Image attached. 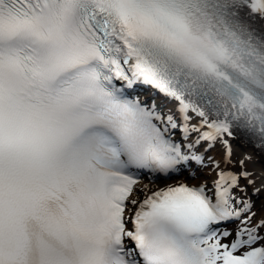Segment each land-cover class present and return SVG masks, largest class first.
Here are the masks:
<instances>
[{
    "label": "snow or ice",
    "instance_id": "snow-or-ice-1",
    "mask_svg": "<svg viewBox=\"0 0 264 264\" xmlns=\"http://www.w3.org/2000/svg\"><path fill=\"white\" fill-rule=\"evenodd\" d=\"M260 201L264 0H0V264H264Z\"/></svg>",
    "mask_w": 264,
    "mask_h": 264
},
{
    "label": "rangeland",
    "instance_id": "rangeland-1",
    "mask_svg": "<svg viewBox=\"0 0 264 264\" xmlns=\"http://www.w3.org/2000/svg\"><path fill=\"white\" fill-rule=\"evenodd\" d=\"M235 151H236V154L239 156L240 154H242V152L244 151V149L241 148V147H236L235 148ZM261 203H263V201L258 202V204H257V210H259Z\"/></svg>",
    "mask_w": 264,
    "mask_h": 264
},
{
    "label": "bare ground",
    "instance_id": "bare-ground-1",
    "mask_svg": "<svg viewBox=\"0 0 264 264\" xmlns=\"http://www.w3.org/2000/svg\"><path fill=\"white\" fill-rule=\"evenodd\" d=\"M161 184H162V183L160 182V183H159L158 185H156V186H157V187H158V186H161ZM263 203H264V201H263Z\"/></svg>",
    "mask_w": 264,
    "mask_h": 264
}]
</instances>
